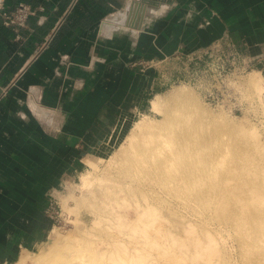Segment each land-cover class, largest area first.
I'll return each instance as SVG.
<instances>
[{"label":"crops","instance_id":"1","mask_svg":"<svg viewBox=\"0 0 264 264\" xmlns=\"http://www.w3.org/2000/svg\"><path fill=\"white\" fill-rule=\"evenodd\" d=\"M21 1L42 9L28 17L21 40L0 18L6 264L45 240L53 226L47 202L167 84L140 61L207 48L225 36L245 52L264 48V0H0V12Z\"/></svg>","mask_w":264,"mask_h":264},{"label":"bare ground","instance_id":"2","mask_svg":"<svg viewBox=\"0 0 264 264\" xmlns=\"http://www.w3.org/2000/svg\"><path fill=\"white\" fill-rule=\"evenodd\" d=\"M255 76L247 83L264 100V85ZM149 106L161 117L136 120L111 156L112 162H124V181L99 184V192L91 189L92 199H84L98 213L91 221L94 230L82 220H75L73 234L61 235L52 227L49 241L37 248L40 263L229 264L219 245V229L210 227L211 220L219 222L220 209L231 219L236 264H264V161L240 164L234 158L219 169V135L204 133L217 120L184 87L168 97L155 94ZM255 132L250 131L254 137ZM253 141L256 150L263 148ZM94 172L88 168L79 175L84 186L101 179ZM226 177L234 180L232 185L221 183ZM169 195L188 196L200 204L209 196L216 200L196 220H170ZM27 254L23 250L13 264H24Z\"/></svg>","mask_w":264,"mask_h":264},{"label":"rangeland","instance_id":"3","mask_svg":"<svg viewBox=\"0 0 264 264\" xmlns=\"http://www.w3.org/2000/svg\"><path fill=\"white\" fill-rule=\"evenodd\" d=\"M221 49L222 52H214L195 65H185L174 58L146 68L155 69L159 80L167 82L162 85L159 92H155L150 97V100L155 94L168 97L176 88L184 87L205 113L215 116L217 123L209 124L204 133H211L212 137L219 135V169L234 158H237L240 164L264 161V155H260V152H264V100L260 99L256 89L247 83L248 77L256 75L255 79H261L264 85V48L254 50L253 53L236 48L234 58L230 55V48L224 46ZM148 117L160 118L161 116L150 111L149 106L144 113L121 122L113 129L107 146L97 151V154L92 157L94 162L88 167L96 169L92 175H98L96 178L101 177V179L89 186H84L79 174L72 177L59 196L55 197L59 216L51 228L55 227L61 235L73 234L77 231L75 220H82L87 228L94 230L91 228V221L97 217L98 213L96 214L97 211L91 209L88 206L89 202H84V199H92L91 189L98 193L100 189L98 186L119 183L123 180L124 162L118 159H113L112 162L111 156L118 150L134 122ZM254 128L255 137L250 133ZM254 138L263 144V148L256 150L259 147L254 145ZM233 182L231 177H226L221 183L232 185ZM159 190L165 194L163 189L159 188ZM233 191L234 189H231L230 196ZM180 196L167 197L173 206L172 212L169 211L168 214L170 220L184 217L183 220H192V218L196 220L198 216L201 217V214L205 215L207 207L212 206V202L216 200L214 196H209L200 204L197 199ZM64 204L72 207L71 211L64 209ZM230 209L232 204L228 202L226 210L230 212ZM230 220L229 214L219 209V222L216 219L211 220L210 227L213 230L219 229V245L226 254L229 264H236V247ZM48 241L49 233L39 245L44 247ZM38 246L28 250L24 264H41L38 258Z\"/></svg>","mask_w":264,"mask_h":264},{"label":"built area","instance_id":"4","mask_svg":"<svg viewBox=\"0 0 264 264\" xmlns=\"http://www.w3.org/2000/svg\"><path fill=\"white\" fill-rule=\"evenodd\" d=\"M36 9H42L41 7L38 8H32L28 3L26 2H18L12 9L4 11L1 10L0 12V18L1 22L4 26L12 28V30L16 33L15 39L21 40L22 36L20 34V30L26 26V22L29 16L34 15L36 12ZM225 46V48H230L231 52L230 55L234 58L235 49L237 48L236 45L230 41H227V37L225 36L222 40H217L213 42L210 46L207 48H202L199 50H195L193 52L189 53H182V52H175L171 56H166L162 59H147L142 60L138 64L141 68V70H144L150 66H156L157 64H161L164 61L170 60V59H177L181 61L182 63H185V65L190 64H197L198 61H202L204 57L210 56L214 52H222V49ZM253 58V57H252ZM45 215L51 219L52 225L55 224L57 217L59 216V212L57 210V204L55 199H51L47 202L45 208H44ZM0 264H6V262H0Z\"/></svg>","mask_w":264,"mask_h":264},{"label":"water","instance_id":"5","mask_svg":"<svg viewBox=\"0 0 264 264\" xmlns=\"http://www.w3.org/2000/svg\"><path fill=\"white\" fill-rule=\"evenodd\" d=\"M146 1H148V0H146ZM142 2H145V0H143ZM135 4V3H134Z\"/></svg>","mask_w":264,"mask_h":264}]
</instances>
